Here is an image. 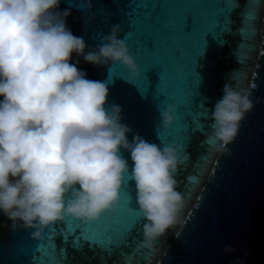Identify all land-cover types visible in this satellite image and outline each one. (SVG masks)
<instances>
[{
  "label": "water",
  "instance_id": "95a60500",
  "mask_svg": "<svg viewBox=\"0 0 264 264\" xmlns=\"http://www.w3.org/2000/svg\"><path fill=\"white\" fill-rule=\"evenodd\" d=\"M90 3L61 0L58 11L70 12L67 27L84 39L85 53L119 26L138 75L130 82L119 63L97 67L75 54L72 62L87 78L107 83L105 107L120 106L129 141L138 135L158 146L180 145L188 157L174 175L185 200L182 221L154 243L152 264H264V0ZM226 84L248 88L253 108L219 154L206 140ZM169 106L173 123L165 129L161 112ZM121 154L131 171L129 153ZM144 223L132 180L115 213L86 225L65 217L45 229L43 240L1 214L0 264H148Z\"/></svg>",
  "mask_w": 264,
  "mask_h": 264
},
{
  "label": "clouds",
  "instance_id": "9594fccd",
  "mask_svg": "<svg viewBox=\"0 0 264 264\" xmlns=\"http://www.w3.org/2000/svg\"><path fill=\"white\" fill-rule=\"evenodd\" d=\"M60 2L0 0V214L43 240L45 229L65 217L86 225L115 213L132 180L145 220L141 247L152 264L154 243L182 221L185 200L174 175L188 157L180 145L158 146L138 135L128 140L120 106L105 107L107 83L87 78L79 61L72 62L75 54L97 67L119 63L135 81L137 65L118 38L119 26L85 53L84 39L67 27L70 12L58 11ZM250 95L248 88L225 85L211 113L206 142L212 151L223 154L235 139L253 108ZM173 111L161 112L163 128L173 123ZM121 150L130 155L131 171Z\"/></svg>",
  "mask_w": 264,
  "mask_h": 264
},
{
  "label": "snow or ice",
  "instance_id": "6c2138e0",
  "mask_svg": "<svg viewBox=\"0 0 264 264\" xmlns=\"http://www.w3.org/2000/svg\"><path fill=\"white\" fill-rule=\"evenodd\" d=\"M252 18H253V17H252ZM252 18H249V15L246 14V19H245V21L249 23V26H250V22H251ZM153 22L155 23L156 21L154 20ZM250 27H251V26H250ZM251 30H252V35H255L256 32L258 31L257 29H253V28H251ZM197 127H199V126H197ZM191 178H192V177H189V179H191ZM125 195L129 198V195H128V193H127L126 191H125ZM135 223H136V221L133 220V221L127 226L125 232H127L132 226H134Z\"/></svg>",
  "mask_w": 264,
  "mask_h": 264
},
{
  "label": "flooded vegetation",
  "instance_id": "af4514ba",
  "mask_svg": "<svg viewBox=\"0 0 264 264\" xmlns=\"http://www.w3.org/2000/svg\"><path fill=\"white\" fill-rule=\"evenodd\" d=\"M1 215V214H0ZM4 233H5V231L4 230H2L1 228H0V236H3L4 235Z\"/></svg>",
  "mask_w": 264,
  "mask_h": 264
}]
</instances>
